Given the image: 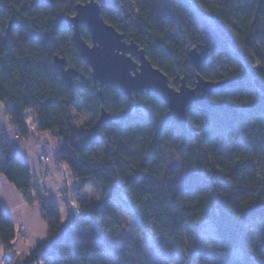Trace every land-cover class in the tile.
<instances>
[{
	"label": "trees",
	"instance_id": "16d2710c",
	"mask_svg": "<svg viewBox=\"0 0 264 264\" xmlns=\"http://www.w3.org/2000/svg\"><path fill=\"white\" fill-rule=\"evenodd\" d=\"M52 1L0 0V103H7L20 137L36 122L60 140L56 161L67 164L77 182V211L64 221L0 135V174L30 205L41 204L49 229L46 239L20 253L15 224L0 206L6 264H136L108 237L117 218L108 203L124 197L141 213L145 232L167 236L180 249L210 221L223 250L241 252L215 263L203 257L202 264H264V255L253 259L246 251L252 241L264 248V95L254 83L264 82V0H119L117 7H102L105 21L144 48L172 87L185 78L193 88L199 75L237 81L211 96L229 108L196 107L187 130L165 120L168 106L154 94L129 99L110 85L102 98L66 21L86 0ZM81 33L91 42L85 27ZM192 48L202 56L200 71ZM56 56L84 79L68 87ZM79 108L90 116L83 124ZM103 108L115 116L107 127L99 122ZM90 185L102 200L83 195Z\"/></svg>",
	"mask_w": 264,
	"mask_h": 264
},
{
	"label": "water",
	"instance_id": "95a60500",
	"mask_svg": "<svg viewBox=\"0 0 264 264\" xmlns=\"http://www.w3.org/2000/svg\"><path fill=\"white\" fill-rule=\"evenodd\" d=\"M119 2V0H99V3L93 0L91 4L86 1L80 2L75 7V14L66 18L67 25L73 31L76 47L84 62L91 68L93 81L99 83L102 98L103 88L110 85L129 99H132L134 94H154L168 106L165 120L179 125L184 130L191 126L188 114L196 107L205 109L230 107L223 102H214L211 96L236 86L235 79L210 81L199 75L193 88L187 84L185 78L181 80L178 88L172 87L168 76L152 64L144 48L133 41H127L123 33L105 21L102 7L105 5L117 7ZM81 27L89 31L91 42L83 37ZM190 58L194 67L200 71L202 56L198 48L190 50ZM55 67L68 87H71L77 78L84 79L78 70L67 65L63 57H55ZM254 83L264 95V82L256 78ZM114 119L113 114L102 109L99 118L101 125L107 127L113 124Z\"/></svg>",
	"mask_w": 264,
	"mask_h": 264
},
{
	"label": "crops",
	"instance_id": "0c3cea01",
	"mask_svg": "<svg viewBox=\"0 0 264 264\" xmlns=\"http://www.w3.org/2000/svg\"><path fill=\"white\" fill-rule=\"evenodd\" d=\"M8 105L0 103V125L2 135L9 140L14 153L30 167L37 180V187L46 193V202L59 207L62 219L67 221L77 205L76 180L65 163L56 161L61 146L60 140L50 131L38 130L37 123L31 124L27 138L20 137L7 114ZM50 160L44 165L42 157ZM0 206L8 212L16 227L15 248L27 254L37 243L48 237V225L42 217L38 204L30 205L22 192L4 175L0 174ZM70 211H72L70 213ZM0 264H6L4 245L0 242Z\"/></svg>",
	"mask_w": 264,
	"mask_h": 264
},
{
	"label": "rangeland",
	"instance_id": "374dc122",
	"mask_svg": "<svg viewBox=\"0 0 264 264\" xmlns=\"http://www.w3.org/2000/svg\"><path fill=\"white\" fill-rule=\"evenodd\" d=\"M76 119L78 124H83L90 116L79 108ZM40 192L46 195L44 191ZM83 195L88 199L102 200L99 189L94 185L86 187ZM124 199L126 200L123 202L108 203L115 209L117 216L108 237L115 245L116 252L129 255L136 264H202L203 257L215 263L219 260H230L241 254L240 251L227 253L223 250V242L216 237L214 225L210 221H206L193 237L188 236L187 249H180L167 236L155 235L151 230L145 232L142 228L141 213L131 207L126 197ZM37 204L41 206L40 203ZM74 210L75 212L70 211L71 217L76 214L77 205Z\"/></svg>",
	"mask_w": 264,
	"mask_h": 264
},
{
	"label": "snow or ice",
	"instance_id": "6c2138e0",
	"mask_svg": "<svg viewBox=\"0 0 264 264\" xmlns=\"http://www.w3.org/2000/svg\"><path fill=\"white\" fill-rule=\"evenodd\" d=\"M86 2H87L88 4H91V3H93V0H86ZM95 2H96V3H99V0H95ZM73 19H75V17H73ZM253 99L255 100V99H257V98H256V97H253ZM144 103L147 104L148 101H144ZM196 127L199 128L200 125L197 124ZM109 231H111V229H109ZM250 243H251V247L248 248L246 251L249 252V253H252V254H253V257H252L253 259H255V257H256L257 254L264 255V248L258 247V246L255 244L254 241H252V242H250ZM260 243H261V244H264V237H261V239H260ZM154 251H155V249H154Z\"/></svg>",
	"mask_w": 264,
	"mask_h": 264
},
{
	"label": "built area",
	"instance_id": "2783aa9c",
	"mask_svg": "<svg viewBox=\"0 0 264 264\" xmlns=\"http://www.w3.org/2000/svg\"><path fill=\"white\" fill-rule=\"evenodd\" d=\"M6 116H8V115H6ZM2 133H3V129L0 125V135H2ZM49 160H50V157L48 155H44L42 157V161H43L44 165H46V166H47ZM34 184L37 185V180L34 181ZM45 201H46V199H45Z\"/></svg>",
	"mask_w": 264,
	"mask_h": 264
}]
</instances>
